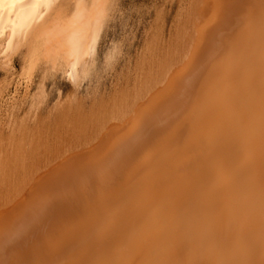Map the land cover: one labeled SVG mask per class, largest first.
I'll return each mask as SVG.
<instances>
[{"label": "bare ground", "instance_id": "6f19581e", "mask_svg": "<svg viewBox=\"0 0 264 264\" xmlns=\"http://www.w3.org/2000/svg\"><path fill=\"white\" fill-rule=\"evenodd\" d=\"M113 1L0 0L4 63L45 58L79 85ZM195 4L158 76L5 175L0 264H264V0Z\"/></svg>", "mask_w": 264, "mask_h": 264}, {"label": "rangeland", "instance_id": "374dc122", "mask_svg": "<svg viewBox=\"0 0 264 264\" xmlns=\"http://www.w3.org/2000/svg\"><path fill=\"white\" fill-rule=\"evenodd\" d=\"M115 1L116 2L113 1L111 17L105 28L101 47L97 54V63L89 71L87 74L88 76H83L86 78L85 80L83 77L80 79L79 85L72 82L63 70L53 69L51 67L52 65H49L51 63L47 64L45 58L39 61V64L35 66V69L33 68L32 72H29L28 64H23L22 57L19 55L16 54L11 65H9L4 63L2 59L3 54L0 53V162L2 163L0 164V176L3 174L0 178L1 180L3 177L2 182L0 183L3 185L6 183L5 179L11 175L10 173L12 171L13 173L10 178H12L13 181L12 179L11 181L9 179L6 184H10V187L13 185L12 182L14 184L18 183L17 179L19 181L21 180L24 171L21 167H24L25 170H27L30 169L29 166L31 164L36 165V163H40L39 159H37V154L41 152L43 154L52 152V150H44L45 148H54V146L61 143V138L66 139L65 136H73L76 131L73 126L80 124L86 117H93L94 115V118L99 115L107 116L113 106L114 101L112 102V100L117 99V97L123 98V95L127 96L132 94L133 96L140 91L139 86H145L149 83V80L152 81V79H154L153 77L158 76V72L162 69L161 67L164 65V62L169 60L170 55L177 52L174 51L175 47V50L178 51L180 47V50H185L183 47L186 46V40H188L186 38L189 35L188 32L192 28L194 7L197 6L195 3H199V0ZM183 26L185 27L183 28ZM182 37H184V39ZM179 41L180 43H178ZM0 43H2V40ZM0 46H2L0 47L1 50L3 45L0 44ZM165 56H167L168 59L164 58ZM160 59L165 61L162 62ZM142 63L144 65H142ZM159 64L160 66H158ZM152 72H154V75H152L153 77L151 78L150 74H153ZM146 75L150 76L147 77ZM147 78L149 79L145 84L144 81H146ZM42 83H45L46 97L44 96L43 99H40L41 97L38 96ZM33 96L35 99L38 97L36 100H39L41 103L34 100L35 103L33 104ZM38 103L39 106L37 105ZM77 103H79L78 106H76ZM105 103H108V105ZM78 115H81L82 120L79 119L80 117ZM75 117L78 119L75 120ZM13 123L16 124L14 125ZM69 123L70 125H67ZM12 126H15L14 131H16L18 135L16 132L15 134L12 133ZM25 133L27 134V137L24 135ZM12 134L15 136H12ZM23 135L26 139L22 138ZM16 140L18 142L21 141V143L16 142ZM61 144L64 145L63 143ZM61 144L60 146H62ZM42 145H44V150ZM37 147L39 148L37 150H40L38 153L36 152ZM8 151L11 154H9ZM21 151L25 152L22 153ZM3 152L5 157L4 154H2ZM6 153L8 155H6ZM12 153L14 155H12ZM17 154L19 156L20 154L23 155L19 157ZM43 154L39 155L41 156L40 159L42 158L41 162L46 159L43 158L46 154ZM49 156L46 155V157ZM16 157L19 158L17 159ZM8 160L10 162H8ZM25 161L27 162V165L25 164ZM15 164H17L16 170H14ZM2 168H4V171H2ZM19 169L21 171H19ZM8 170H10V172ZM5 171H8V173L6 174ZM5 175L7 176L6 178ZM4 186L6 188L3 187L4 190H2L0 185V194L3 195L2 197L0 195V199L3 201L0 200L1 205L7 201L5 189H11L7 187L8 185ZM8 193L9 192H7V194Z\"/></svg>", "mask_w": 264, "mask_h": 264}]
</instances>
